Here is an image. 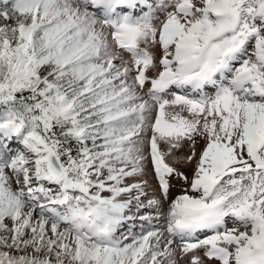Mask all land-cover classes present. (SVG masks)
<instances>
[{
  "label": "snow or ice",
  "instance_id": "1",
  "mask_svg": "<svg viewBox=\"0 0 264 264\" xmlns=\"http://www.w3.org/2000/svg\"><path fill=\"white\" fill-rule=\"evenodd\" d=\"M0 264H264V0H0Z\"/></svg>",
  "mask_w": 264,
  "mask_h": 264
},
{
  "label": "rangeland",
  "instance_id": "2",
  "mask_svg": "<svg viewBox=\"0 0 264 264\" xmlns=\"http://www.w3.org/2000/svg\"><path fill=\"white\" fill-rule=\"evenodd\" d=\"M199 151V149H197ZM187 153V148L185 147L182 150H178L176 153V156L178 157L177 159L170 160L169 163H173L179 171L184 172L186 175L189 177L191 176L192 173V166L187 164L186 162H182V157ZM144 180L147 181V185L145 187V192L146 196L143 198L145 204L147 203V199L152 198L153 195H159L158 193V182L154 176V173L151 171L150 165L148 166V171L147 174L143 177ZM170 183L172 185L170 189V198H174L177 194L180 192L181 185L183 184V181H178L175 177H172L170 179ZM133 211H135V208H133ZM145 214H152L154 215V209L151 208H144L140 210L139 215H145ZM140 221L137 220L135 222V231H139L140 229ZM155 223V222H154ZM145 226H147L145 224ZM128 228V225L125 224L121 231H125Z\"/></svg>",
  "mask_w": 264,
  "mask_h": 264
}]
</instances>
